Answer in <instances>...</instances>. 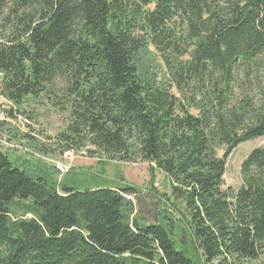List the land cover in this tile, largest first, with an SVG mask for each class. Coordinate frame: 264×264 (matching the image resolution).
<instances>
[{
  "label": "trees",
  "instance_id": "obj_1",
  "mask_svg": "<svg viewBox=\"0 0 264 264\" xmlns=\"http://www.w3.org/2000/svg\"><path fill=\"white\" fill-rule=\"evenodd\" d=\"M262 67L264 0H0V98L20 109L54 93L71 111L66 149L150 163L186 210L184 227L170 215L146 224L132 218L135 188L59 184L0 148V264L258 260L264 147L238 191L224 175L234 150L264 138V88L257 102L236 91L241 71Z\"/></svg>",
  "mask_w": 264,
  "mask_h": 264
},
{
  "label": "rangeland",
  "instance_id": "obj_2",
  "mask_svg": "<svg viewBox=\"0 0 264 264\" xmlns=\"http://www.w3.org/2000/svg\"><path fill=\"white\" fill-rule=\"evenodd\" d=\"M150 52H154L152 54L157 60L153 64L159 66L162 63L161 58L152 48ZM160 71L159 79L165 81L164 72L161 69ZM262 88L263 67L248 78L244 72H240L236 91L248 92L257 102L258 93ZM55 99L54 93L43 94L37 99L27 97L20 109L9 101L0 100V123L5 125V129L0 131V148L8 152L12 161H17L35 173L38 169H44L49 175L52 173L50 177L59 184L76 181L79 184H90L89 186L96 183L108 186L128 185L138 191L137 194L127 196L134 205L132 218H141L146 224H155L162 215H170L179 225L185 226L183 221L186 218V210L183 203L175 199L168 178L155 170L150 163L140 160H111L87 142L79 145L76 140V145L73 144L71 150L66 149V146L71 144L65 142L61 135L68 134L71 111L65 108V105H57ZM9 109L15 113L12 117L5 113ZM192 113L197 114L194 110ZM69 135L74 137L71 133ZM262 147L264 138L241 144L229 155L224 189L231 188L234 192L239 190L242 184V163L253 150ZM223 154L224 151L218 152L220 157ZM51 169H54V172ZM187 231L181 229L177 240H183L185 245L189 246L191 241ZM212 264H220V261L216 260ZM240 264H264V255L256 261H244Z\"/></svg>",
  "mask_w": 264,
  "mask_h": 264
},
{
  "label": "built area",
  "instance_id": "obj_3",
  "mask_svg": "<svg viewBox=\"0 0 264 264\" xmlns=\"http://www.w3.org/2000/svg\"><path fill=\"white\" fill-rule=\"evenodd\" d=\"M1 99L3 100V102H7V100H5V99H3V98H0V100H1ZM66 170H67V168H66Z\"/></svg>",
  "mask_w": 264,
  "mask_h": 264
}]
</instances>
